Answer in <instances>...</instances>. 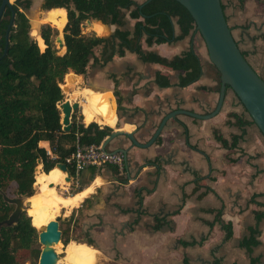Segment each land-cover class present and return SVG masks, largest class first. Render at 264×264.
I'll return each mask as SVG.
<instances>
[{"label":"crops","instance_id":"1","mask_svg":"<svg viewBox=\"0 0 264 264\" xmlns=\"http://www.w3.org/2000/svg\"><path fill=\"white\" fill-rule=\"evenodd\" d=\"M221 1L236 41L264 78V0ZM43 2L32 0L31 7ZM127 19L122 28L133 30L136 19L129 13ZM90 20V24L99 22L106 26L107 32L99 33L93 27L85 31L82 27L84 33L94 31L98 36H111L118 27ZM174 25L179 34L177 17ZM141 45L146 51L170 59L194 45L203 74L182 86L179 82L183 70L144 60L128 49L104 65L90 66L88 73L107 77L106 88H92L107 90L108 98L112 94L118 116L114 130L131 131L139 141L146 142L162 118L173 110L182 108L204 114L215 109L219 91L212 87L218 86V80L206 72L209 55L197 30L175 41L151 45L145 35ZM102 50L103 45L96 48L98 56ZM158 71L169 75L170 85L156 82ZM115 80L119 81L122 95L120 104L114 93ZM232 113L249 123L240 125ZM243 129L245 133L237 145H231L232 136L242 134ZM216 132L227 139V145L216 138ZM40 144L50 149L48 141ZM106 147L109 151L128 149L123 167L118 165V173L109 164L96 167L102 173L93 177L92 166L85 168L79 177L90 180L81 188L91 187L92 193L75 208L66 209L64 217L67 220L72 215V231L79 225L82 239L72 240L84 244L90 257L87 264H95L97 251L113 264H184L185 259L188 264H264V134L232 88H228L223 107L214 117L205 119L180 113L166 122L148 147L133 145L124 134L112 138ZM218 210L224 222L232 224L233 234L229 238L218 220ZM258 214H262L261 218ZM157 220L161 221L159 228ZM254 227L259 228L258 234H253ZM252 237L259 242L247 244ZM109 261L106 262L111 264Z\"/></svg>","mask_w":264,"mask_h":264},{"label":"trees","instance_id":"2","mask_svg":"<svg viewBox=\"0 0 264 264\" xmlns=\"http://www.w3.org/2000/svg\"><path fill=\"white\" fill-rule=\"evenodd\" d=\"M1 2L2 0L0 5ZM31 5L32 0L14 1L15 20L8 43L6 33L13 13L10 6L5 8L0 19V57L8 46L7 53L0 59V221L8 218L16 206L4 199L3 190L14 184L16 193L20 196L30 197L36 193L39 161L43 171L50 173L58 162L66 161V157L76 150L78 144H101L114 130L110 125H101L84 117V121L88 123L86 125L76 117L75 112L72 129H63L59 102L65 96L61 84L65 81L67 73H78L73 77L80 85L81 75L86 76L90 66L104 65L115 55H124L128 49L140 54L144 60L159 62L174 70H183L179 82L182 86L195 82L203 74V64L194 45L171 59L142 48L141 39L145 35L147 43L151 45L154 42L175 41L190 34L192 30H197L193 15L178 0H44L42 8L48 11L45 18L47 22L39 25V33L46 44L44 50L31 33L32 22L26 13ZM128 13L131 18L136 19L133 30L122 28L128 23ZM175 17L180 27L179 34H176L175 30ZM64 19L67 20L63 29L66 50L61 53L55 40ZM87 19H98L118 27L111 36H98L94 31L84 33L82 23ZM88 23V27H93L99 32L96 23ZM116 38L120 41L117 42ZM101 45L103 50L101 56H98L96 48ZM205 66L206 72L218 80V86L212 89L220 91V70L210 60L205 62ZM156 82L161 86L171 84L169 75L161 71L157 72ZM118 85L119 81L115 80L114 93L120 104L122 95ZM104 104L107 109L115 111L112 94L109 100L108 96L104 99ZM232 116L240 120V125L249 123L236 113H232ZM244 133L243 129L242 134L233 135L231 145L236 146ZM215 136L224 145L228 144L222 134L216 132ZM41 141L49 142L52 154L40 144ZM105 148L107 149L106 146ZM109 166L114 172H120L118 165ZM90 168L92 177L99 173L95 166ZM70 170L74 175L72 167ZM79 190L82 188L76 191ZM138 194L141 204L142 189ZM218 214V220L223 223L229 238L233 234L232 224L224 222L220 215L221 210H218ZM261 216L262 214H258V218ZM71 221L72 215L65 220L68 226L64 229L61 227L65 245L72 239H82L81 232H78L79 225L73 227L72 231ZM160 225L161 221L157 220L156 228ZM252 232L255 235L260 230L254 227ZM37 241V226L33 224L32 216L25 209L16 224L0 229V264H24V254L27 251H36L34 244ZM87 242L93 244L92 239ZM258 242L255 237L246 241L249 245ZM59 243L60 241L56 244ZM39 256L37 252V258ZM64 258L70 257L66 253ZM32 264L36 262L32 261ZM184 264H188L187 259Z\"/></svg>","mask_w":264,"mask_h":264},{"label":"water","instance_id":"3","mask_svg":"<svg viewBox=\"0 0 264 264\" xmlns=\"http://www.w3.org/2000/svg\"><path fill=\"white\" fill-rule=\"evenodd\" d=\"M15 0H2L0 5V19L7 6H10L13 10L12 18L7 28L6 38L7 43L9 39V33L15 20V9L13 6ZM149 1V0H145ZM184 4L194 17L196 28L202 36L209 55V60L213 62L221 72V88L219 91V99L215 109L209 113H196L194 111L186 109H176L167 113L161 120L157 129L152 137L146 141L141 142L131 131L116 129L104 139L102 142L105 148L108 141L118 135L128 136L133 145L139 147H148L152 145L158 135L162 132L166 122L173 117H176L180 113L188 114L198 118H211L217 115L224 104L228 86H230L240 101L245 106L249 115L253 121L260 128L264 134V78L256 71V69L248 61L246 55L240 48L236 41L232 29L228 23L226 14L221 0H178ZM33 22V20H32ZM87 22H91L87 19ZM85 23H82L84 27ZM56 43L61 48V53L66 49L63 34H59L56 37ZM8 46H6L4 53L0 59L7 53ZM78 73L71 71L67 73L65 79L66 82H75L73 75ZM59 107L64 114L62 117L63 129L70 131L73 127V113L81 107L79 100L71 101L67 97L59 102ZM72 113V114H71ZM106 149V148H105ZM121 151L125 155V159L128 158V149L122 148L115 152ZM41 164V161H39ZM57 167L66 172V180L71 182L73 179L71 170L65 162H58ZM39 166L37 167V172ZM4 199L9 203H14L15 209L6 219L0 221V229L3 226H12L16 224L25 210L26 198L22 196L10 197L3 192ZM53 232L49 228L39 227V242L42 244L41 253L39 256L38 264H57L60 259V255L56 248L52 245L50 247H44V242L50 241V243H57L62 239V229L58 219H54L52 222Z\"/></svg>","mask_w":264,"mask_h":264},{"label":"bare ground","instance_id":"4","mask_svg":"<svg viewBox=\"0 0 264 264\" xmlns=\"http://www.w3.org/2000/svg\"><path fill=\"white\" fill-rule=\"evenodd\" d=\"M33 34L38 35L39 33H37V30H34ZM38 39L40 45L44 48L46 44L43 37L38 35ZM62 87L66 90L68 87L69 91L66 93L68 99L71 101H74V99L80 100L83 115L87 120L97 121L101 125L106 124L112 127L116 125L118 121L116 111L107 109L104 104L105 91L95 90L86 85L80 87L77 83L69 86L68 84H62ZM63 115L62 113V117ZM66 176V172L57 166L50 173L40 170L37 172L35 182L37 191L34 195L27 197L29 200V209L27 211L32 216L33 224L37 228L44 226L53 232V225L52 223L49 225V223L55 219L63 208L69 210L79 205L91 190V187H87L73 195H62L63 193L61 192V194L58 191L57 185L65 184V181H67ZM52 245L56 248L57 252L61 250V243L56 244L46 241L43 246L48 248ZM65 252L71 257L70 264L88 263L89 252L84 247V244L78 241H70L65 246ZM57 264H61V261L58 260Z\"/></svg>","mask_w":264,"mask_h":264},{"label":"rangeland","instance_id":"5","mask_svg":"<svg viewBox=\"0 0 264 264\" xmlns=\"http://www.w3.org/2000/svg\"><path fill=\"white\" fill-rule=\"evenodd\" d=\"M46 12H48L47 10H45V9H43L42 8V5H37V6H32V7H30L29 9H27V14H28V16L31 18V22H32V20H33V22H32V31H31V33H32V35H34L33 34V31L34 30H37V33H39V25L41 24V22H47V20L45 19L46 18ZM65 23V24H64ZM66 23H67V20L66 19H64V22H63V25H61V28H59V30H60V32H62L63 31V29H64V25H66ZM97 26H98V29H99V32L100 33H102V32H107V28H106V26H103L101 23H99V22H97ZM84 30L85 31H88V30H90L91 28L90 27H88V23H85V25H84ZM60 34V33H59ZM58 34V35H59ZM63 34V33H62ZM38 35H40V33L38 34ZM38 35H34L37 39H38ZM57 37V36H56ZM38 41H39V39H38ZM55 42H56V40H55ZM57 44V46H58V43H56ZM41 46V45H40ZM59 47V46H58ZM41 48L44 50V48L41 46ZM60 48V47H59ZM61 49V48H60ZM63 49H65V48H63ZM76 82H74V83H67L66 82V79H65V81L62 83V84H68V86L69 85H72V84H75ZM107 77H106V75H104V74H100V75H95V74H91V73H88L86 76H83L82 75V79H81V83H80V87L81 86H91V87H93V88H95V89H104V88H106V86H107ZM62 84H61V88H63L62 87ZM63 90V89H62ZM64 91H65V96H66V93H67V91H69L68 90V87H67V90L66 89H64ZM103 91H105V95H106V98H107V96H108V91L107 90H103ZM105 95H104V99H105ZM80 99V98H79ZM103 99V100H104ZM75 100V99H74ZM108 100H109V98H108ZM80 101V100H79ZM75 115H76V117L78 118V119H81L84 123H86L85 121H84V115H83V112H82V109H81V107L78 109V110H76L75 111ZM87 124V123H86ZM39 170L40 171H43V169H42V165H39ZM98 172H100V173H102V169H100L99 168V171ZM90 180V179H89ZM88 179H83V177L82 178H75V177H73V179H72V181L71 182H68V181H65V184H60V185H57V189H58V191L62 194V195H71V193L72 192H74V191H76L77 189H79V188H81L82 187V185L85 183V182H88L89 181ZM96 190L98 191V189L96 188ZM36 191H37V187H36ZM2 192H4V193H6L8 196H10V197H17V196H20V195H18L17 193H16V188H15V186H14V184H11L6 190H3ZM90 193H92V192H90ZM89 193V194H90ZM88 194V195H89ZM22 197H25V196H22ZM26 198V204H25V209H29V200L27 199V197H25ZM68 210V209H67ZM69 210H71V209H69ZM65 213H66V208H63L62 210H61V212L55 217V219H58L59 220V222H60V227H62V229H64L65 227H67L68 225L66 224V222H65V219H64V217H65ZM53 221V220H52ZM52 221L49 223V225L52 223ZM61 247H60V251L58 252L59 253V255H60V261H61V264H70V262H71V258H64V256H65V254H66V252H65V243L63 242V240L61 239ZM85 243V242H84ZM87 244V243H86ZM88 245V244H87ZM88 247H90L91 249H96V248H93V247H91L90 245H88ZM34 248H35V250L38 252V255H40V253H41V249H42V244L39 242V241H37L35 244H34ZM97 250V249H96ZM36 251H33V252H31V251H27L24 255H25V262H24V264L26 263V262H29V263H31L32 264V261H35L36 262V264L38 263V261H39V258H37V252ZM97 254H98V259L95 261V264H108L106 261H109L108 259H107V257L106 256H104L103 255V253H101V252H99V251H97ZM89 257V256H88ZM109 263H111V264H113V262H111V261H109Z\"/></svg>","mask_w":264,"mask_h":264},{"label":"built area","instance_id":"6","mask_svg":"<svg viewBox=\"0 0 264 264\" xmlns=\"http://www.w3.org/2000/svg\"><path fill=\"white\" fill-rule=\"evenodd\" d=\"M48 152L52 154L50 149ZM125 156L121 152L109 151L102 144L80 145L66 157L65 163L73 168L75 178L88 166L102 167L106 164L124 165Z\"/></svg>","mask_w":264,"mask_h":264}]
</instances>
